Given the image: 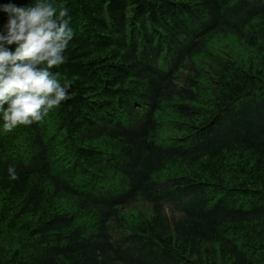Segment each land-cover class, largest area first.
Returning a JSON list of instances; mask_svg holds the SVG:
<instances>
[{
	"label": "trees",
	"instance_id": "16d2710c",
	"mask_svg": "<svg viewBox=\"0 0 264 264\" xmlns=\"http://www.w3.org/2000/svg\"><path fill=\"white\" fill-rule=\"evenodd\" d=\"M50 2L69 98L0 119V264H264V0Z\"/></svg>",
	"mask_w": 264,
	"mask_h": 264
},
{
	"label": "clouds",
	"instance_id": "9594fccd",
	"mask_svg": "<svg viewBox=\"0 0 264 264\" xmlns=\"http://www.w3.org/2000/svg\"><path fill=\"white\" fill-rule=\"evenodd\" d=\"M0 12L6 16L0 26V119L11 133L39 123L69 98L70 85H62L51 69L66 62L74 32L68 9L50 0L0 4ZM7 171L18 179L14 166Z\"/></svg>",
	"mask_w": 264,
	"mask_h": 264
},
{
	"label": "rangeland",
	"instance_id": "374dc122",
	"mask_svg": "<svg viewBox=\"0 0 264 264\" xmlns=\"http://www.w3.org/2000/svg\"><path fill=\"white\" fill-rule=\"evenodd\" d=\"M134 215H137L138 217L140 215L141 216L140 219L147 217L149 215V206L146 204H142V203H135L132 206L127 207L124 211V214L122 215V224L126 225L127 222L132 221L134 218ZM109 233L113 239H116L117 236H120L121 232L112 223H109Z\"/></svg>",
	"mask_w": 264,
	"mask_h": 264
}]
</instances>
